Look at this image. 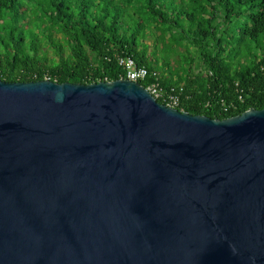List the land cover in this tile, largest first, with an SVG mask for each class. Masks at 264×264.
<instances>
[{"label": "water", "instance_id": "obj_1", "mask_svg": "<svg viewBox=\"0 0 264 264\" xmlns=\"http://www.w3.org/2000/svg\"><path fill=\"white\" fill-rule=\"evenodd\" d=\"M0 264H264V105L0 77Z\"/></svg>", "mask_w": 264, "mask_h": 264}, {"label": "trees", "instance_id": "obj_2", "mask_svg": "<svg viewBox=\"0 0 264 264\" xmlns=\"http://www.w3.org/2000/svg\"><path fill=\"white\" fill-rule=\"evenodd\" d=\"M118 55L187 112L264 105V0H0V77L114 80Z\"/></svg>", "mask_w": 264, "mask_h": 264}, {"label": "built area", "instance_id": "obj_3", "mask_svg": "<svg viewBox=\"0 0 264 264\" xmlns=\"http://www.w3.org/2000/svg\"><path fill=\"white\" fill-rule=\"evenodd\" d=\"M117 62L126 69V76L129 79H142L147 75V69L143 65H136L131 57H117ZM152 74H155L152 72ZM146 89L156 98H161L167 101L168 104L176 105L178 103V95L174 94L173 91L165 92L157 82H151Z\"/></svg>", "mask_w": 264, "mask_h": 264}, {"label": "rangeland", "instance_id": "obj_4", "mask_svg": "<svg viewBox=\"0 0 264 264\" xmlns=\"http://www.w3.org/2000/svg\"><path fill=\"white\" fill-rule=\"evenodd\" d=\"M58 35H59V33L57 32V30L56 29H52L51 30V37L52 38H57L58 37ZM146 36H147V32H146ZM157 36V35H156ZM144 42H146L147 44H148V50L150 51V50H152L154 47V37H152V38H150V36L148 37H145V39H144ZM53 50V48L52 47H49L48 48V52H47V57L48 58H51V56H52V53H51V51ZM156 54H158V50H156ZM159 56V55H158ZM53 59V58H52ZM154 59V57L152 58V60ZM180 59V55L178 54V56H177V58H176V60H179ZM177 62V61H176ZM176 62H172L171 61V66H173L174 64H176ZM157 63H159V64H161L162 63V61L161 60H158L157 61ZM176 68H178V66H175ZM175 67H173V69H175ZM166 70V69H165Z\"/></svg>", "mask_w": 264, "mask_h": 264}, {"label": "clouds", "instance_id": "obj_5", "mask_svg": "<svg viewBox=\"0 0 264 264\" xmlns=\"http://www.w3.org/2000/svg\"><path fill=\"white\" fill-rule=\"evenodd\" d=\"M120 55H118L117 57H119ZM122 57H127V56H122ZM128 57H130V56H128ZM135 62V61H134ZM118 63V62H117ZM136 63V62H135ZM136 65H138L137 63H136ZM122 66V65H121ZM144 66V65H143ZM145 67V66H144ZM125 68V67H124ZM146 68V67H145ZM147 69V68H146ZM147 72H148V70H147ZM152 72H154L155 74H152L151 73V75H153V76H155V78L152 80V81H150L149 82V84L151 83V82H157L156 81V77H157V73L155 72V71H152ZM149 74V72L147 73V75ZM146 75V76H147ZM145 76V77H146ZM144 77V78H145ZM43 78H45V79H49V77L48 76H44ZM119 78H125V79H129V78H127V76H126V69H125V76H123V77H119ZM144 78H142V79H144ZM142 79H135V80H132V79H129V80H132V81H137V82H139V80H142ZM140 83V82H139ZM158 83V82H157ZM149 84H147L146 86H144L145 88L149 85ZM159 84V83H158ZM149 92V91H148ZM150 93V92H149ZM158 99H160L163 103H165L166 105H168V106H171V107H176L177 109H179V110H183V109H181V108H178L177 106L179 105V102H180V100H179V98H178V103L176 104V105H171V104H168L167 103V101H165V100H163V99H161V98H158ZM222 105H224V104H222ZM234 105V103L233 102H230L228 105H225V106H233Z\"/></svg>", "mask_w": 264, "mask_h": 264}]
</instances>
